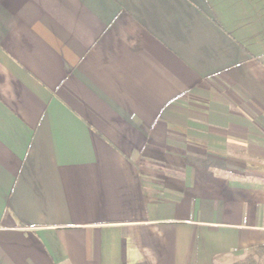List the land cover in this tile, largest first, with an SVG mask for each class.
<instances>
[{
  "label": "crops",
  "instance_id": "obj_1",
  "mask_svg": "<svg viewBox=\"0 0 264 264\" xmlns=\"http://www.w3.org/2000/svg\"><path fill=\"white\" fill-rule=\"evenodd\" d=\"M0 264H264V0H0Z\"/></svg>",
  "mask_w": 264,
  "mask_h": 264
}]
</instances>
